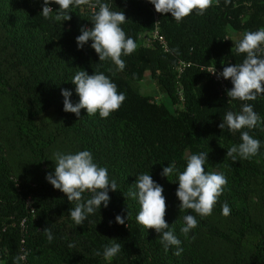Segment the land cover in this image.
<instances>
[{"label":"trees","instance_id":"1","mask_svg":"<svg viewBox=\"0 0 264 264\" xmlns=\"http://www.w3.org/2000/svg\"><path fill=\"white\" fill-rule=\"evenodd\" d=\"M100 2L107 3L111 11L124 13L127 20L120 27L137 45L132 54L121 57L126 65L122 71L111 60L99 61L91 41L77 48L76 37L81 27H92L98 6H70L71 19L62 21L55 19L59 6L54 3L49 5L53 13L44 18L40 14L43 0H0V93L14 108L15 134L30 155L31 167L20 171L15 180L4 155L0 156V264H34L39 255L66 264H264V203L260 221L239 218L234 212L253 191L264 197V94L254 101L221 97L202 70L214 66L223 71L243 62L246 54L237 55L235 43L247 32L264 29V0H213L203 15L193 11L179 23L170 13H158L159 33L169 53H163L157 43L140 44L142 35L154 29V6L148 0ZM227 32L235 35L234 43L227 39ZM258 56L264 58V51ZM179 62L189 66L176 82L174 70ZM80 70L89 75L103 73L116 84L118 93L126 97L117 111L107 118H101L99 112L87 115L86 109L80 110L79 117L63 111L61 89L71 91L73 104L79 102L71 80ZM146 73L164 97L160 104L140 92ZM176 86L181 89L183 104L178 114L172 110L179 102ZM231 88L229 79L227 90ZM244 104H251L260 117L256 127L237 132L218 127L227 112L239 114ZM51 128L72 138L77 153L89 151L94 163L107 168L109 181L117 184L116 191L108 192V206L87 215L82 225L76 226L70 217L77 201L69 202L46 180L44 151L55 139L47 136ZM242 131L258 139L260 149L249 159L237 156L233 162L226 156L227 149L242 142ZM199 153H207L206 173H223L227 179L212 213L222 215V205L227 202L231 224L218 225L208 216L179 210L175 195L178 173L186 167L188 156ZM168 164H174L177 172L166 178L161 172ZM141 174H149L163 188L164 219L169 225L165 231H173L181 241L180 256L173 255L176 246L165 252L162 233L146 230L136 221L140 205L128 193L136 191L135 181ZM91 195L85 192L80 202ZM28 198L35 217L27 223L29 253L23 263L18 227L27 216ZM188 214L195 216L198 226L185 237L180 229ZM117 215L126 217V225L116 223ZM45 228L51 230V242ZM248 240L249 247L245 245ZM114 243L121 244V250L105 260V247Z\"/></svg>","mask_w":264,"mask_h":264},{"label":"clouds","instance_id":"2","mask_svg":"<svg viewBox=\"0 0 264 264\" xmlns=\"http://www.w3.org/2000/svg\"><path fill=\"white\" fill-rule=\"evenodd\" d=\"M154 6L157 13H170L177 22L196 12L203 15L213 5V0H148ZM229 3L230 0H225ZM58 5L56 20H70V6L89 5L92 8L98 6L99 11L92 16V27H81L80 35L76 37L77 48L81 49L91 41L90 47L99 57V61L111 60L118 70L122 71L126 65L121 59L122 56L132 54L137 45L130 37H126L120 25L127 20L122 11H111L107 3L100 0H43L40 14L49 18L53 13L50 4ZM264 29L247 32L242 39L235 43L236 54H246L241 64L226 66L223 71L216 73L215 67L208 73L230 79L232 88L226 90V94L232 100L254 101L259 94H264V58L258 56V52L264 51ZM71 82L76 86L75 91L79 96V102L73 104L70 100L72 95L68 89H61L63 96V111L74 113L80 116V110L86 109L87 115H94L99 112L101 118H107L117 111L126 99L123 93H118L117 86L103 73L87 74L86 71H78ZM260 122V117L253 110L251 104H244L239 114L227 112L224 120L218 125L220 129L227 126L230 132H237L244 128L252 129ZM241 143L227 149L226 156L233 162L237 156L242 159H249L258 154L260 141L254 139L247 131L241 132ZM207 162V153L192 154L187 157V165L182 172L178 173V188L175 192L179 200V210H192L200 217H207L212 214L218 198L223 192L227 179L223 173H206L204 165ZM177 172L174 164L164 167L161 175L168 177ZM46 180L65 194L69 202L77 201L74 209L70 210V217L76 224L82 225L87 215L93 214L101 206L107 207L110 201L108 192L116 191V182L109 181L108 170L99 167L93 162L92 154L89 151H79L76 154L55 153L54 173L46 174ZM136 191H130L128 195L138 200L140 211L136 216L138 224L146 230L154 229L161 234V243L165 252L170 246H176L173 255L180 256L183 249L179 247L181 241L173 231H165L169 228L164 219L166 214V202L163 196V188L157 184L149 174H141L135 181ZM91 193V198L80 202L82 194ZM231 209L227 202L222 205V215H230ZM126 217L117 215V224H125ZM111 223V221L109 222ZM126 225V224H125ZM198 226L195 216L188 214L184 216V225L181 233L187 237L189 232ZM44 234L49 242L53 235L49 228H45ZM194 239V237H192ZM73 247V245H70ZM121 244L114 243L106 246L103 251L105 260H111L120 250ZM100 255L99 252L95 253Z\"/></svg>","mask_w":264,"mask_h":264},{"label":"rangeland","instance_id":"3","mask_svg":"<svg viewBox=\"0 0 264 264\" xmlns=\"http://www.w3.org/2000/svg\"><path fill=\"white\" fill-rule=\"evenodd\" d=\"M227 39L234 43L235 35L227 32ZM153 43L152 32H145L141 39L140 44L144 47L151 46ZM175 80L178 82V75L175 72ZM140 92L144 96H149L152 100L160 104L164 101V97L157 90L154 81L150 78L148 73L144 74L141 82H140ZM176 95L179 98V102L173 107V112L178 114L183 111V104L180 99L182 97L180 88L176 86ZM14 116V108L11 104V101L8 97L0 93V156L4 155L5 161L10 169L11 176L18 180L19 172L31 168L28 166L30 162V155L27 154V151L22 146V141L15 134V120ZM55 134V136H53ZM47 136L55 138L51 145L44 151L48 160L43 165V169L45 173L52 172L54 173L55 169V153H63V154H76L77 150L74 145V140L72 138H64L62 137L61 132L58 129L51 128L47 132ZM264 203L263 195L259 194L257 191H253L251 193V197L247 202H240L234 209L235 216L239 218L241 216H245L251 218L252 220L260 221L261 211L260 206ZM213 223L219 225H228L232 223V219L228 218L229 216L217 215L212 213L208 216ZM252 240L251 238L249 239ZM249 240L245 244L249 247ZM34 264H66V263H58L56 261H51L46 255H39V257L34 258ZM245 264V263H244Z\"/></svg>","mask_w":264,"mask_h":264},{"label":"built area","instance_id":"4","mask_svg":"<svg viewBox=\"0 0 264 264\" xmlns=\"http://www.w3.org/2000/svg\"><path fill=\"white\" fill-rule=\"evenodd\" d=\"M151 12H152V17H153L152 21L154 23V29L152 31L153 43H157L160 50L163 53H169V48H168L167 42L164 39V37L161 36L159 33L158 13L155 11L154 8H151ZM187 66H189V65L185 64L183 62H179L177 68L174 70V73L176 72L178 75V79L180 77V73L182 72V70ZM212 68H214V66L204 67V68H202V70H204L208 74L210 79L216 84V86L218 88L219 95L221 97L226 98L227 97V94H226L227 82L229 81V79L225 80L222 76L218 78L217 75L212 74V73H208L209 70ZM215 70H216V73L222 72L218 68H215ZM180 91H181V89H180ZM25 206H26V210H27V216L19 223V227H18L19 232L21 234L19 256H20V260L23 263H26L28 261V253H29V251L27 249V238H28V225H27V223H28V220H31L35 217V210L33 208L31 199L28 198L25 201Z\"/></svg>","mask_w":264,"mask_h":264}]
</instances>
